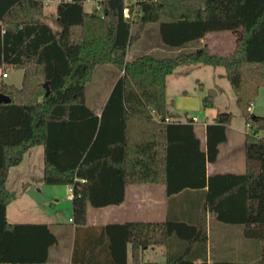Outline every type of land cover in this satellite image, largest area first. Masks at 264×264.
I'll use <instances>...</instances> for the list:
<instances>
[{
    "label": "trees",
    "instance_id": "1",
    "mask_svg": "<svg viewBox=\"0 0 264 264\" xmlns=\"http://www.w3.org/2000/svg\"><path fill=\"white\" fill-rule=\"evenodd\" d=\"M84 2L60 0L49 15L44 0H0V69L23 70L21 86L0 79V90L12 99L0 102V264H46L58 243L47 223L7 219L17 197L6 184L10 169L37 145L44 147L45 183L73 187V223L79 227L87 225L90 206L121 204L132 184H165L168 195L194 190L203 209L197 219L170 216L94 229L87 240H76L73 264H128L129 247L132 264H144V250L159 245L167 247V264H195L199 256L200 264H240L207 262L206 214L245 224L246 237L264 241V116L251 110L264 85V0H137L129 4L128 18L126 0H99L100 9L92 12ZM150 23L159 24L170 47L229 30L237 48L230 54L203 46L176 56L128 58ZM108 64L121 74L97 113L87 104V85L96 68ZM192 64L225 69L247 126L243 174H207V162L217 161L228 139L231 111H219L207 124L206 150L193 118L172 119L167 78ZM211 104L206 96L204 105Z\"/></svg>",
    "mask_w": 264,
    "mask_h": 264
},
{
    "label": "crops",
    "instance_id": "2",
    "mask_svg": "<svg viewBox=\"0 0 264 264\" xmlns=\"http://www.w3.org/2000/svg\"><path fill=\"white\" fill-rule=\"evenodd\" d=\"M58 2L59 0L56 1L57 4L55 10L49 9V5L52 2L46 6V12L49 15H53L56 13ZM231 32L233 31L208 32L202 39L190 42L181 48L174 49L173 51L168 50L165 47H158V50L161 51V53L168 52L173 53L171 56H176L182 52H190L196 50L199 47L206 46L212 52L220 54H230L237 48L236 34L234 32ZM200 66H203V64L180 65L172 74L168 76L167 102L171 80L178 83L176 84L178 86L179 81H181L184 75L189 74L190 70L199 69ZM213 68L216 69L217 67ZM224 73L225 71H218L217 74L221 78H226L224 76ZM2 75L3 71L0 79L2 78ZM8 76L9 75L4 77ZM119 76L117 77V79L119 78ZM211 85H215V88L217 90L216 95L219 94L220 91L218 88V82H212ZM113 86L108 92L107 96L104 98V102L101 108L95 109L90 106L97 113H101L102 108L113 89ZM177 89L178 91L183 90L182 93H188V90H184L183 87H178ZM168 109L170 110L172 119L175 121L186 122L189 118L194 119L195 132L197 137L200 139L201 148L203 150H206V126L208 123L214 120L219 111L216 112V114H213L214 116L211 121L199 122L196 118L189 117L188 113H186L187 120H182L176 116L175 112H172L169 106ZM246 134V123L245 126H237L232 123L228 126V139L220 145L217 161L207 162L206 167L208 175L216 173L243 174L246 172ZM34 147L30 148L27 151V153L30 154V158L33 155L32 150ZM38 152L39 150L37 151V153ZM40 153L42 155V165L40 167V170H36V172L32 171L23 173L21 175L12 176L11 170L15 167L20 166L23 163L24 159L19 165L14 166L10 169L6 184L10 190L17 192V197L7 207V219L10 223H47L51 226L52 231L58 238V243L50 248L49 258L46 264H73L72 257L76 240H87L88 234L91 233L94 229L102 228L103 226L109 224H119L125 223L127 221L138 220L164 221L170 216H175L180 219H197L199 216H203V209L201 206L200 208H198V202L195 199V197L198 196V193L196 191L191 190L189 192L185 191L180 194L168 195L166 192L165 184L149 183L129 185L126 188L124 202H122L121 204H110L99 208L90 206L88 209V223L85 227H79L78 225L73 223V210L71 211L69 217L70 223L63 222L60 220L58 215L59 209L50 206V204L48 203L49 200H47L45 197L44 188L45 186L51 185L46 184L44 181V147L40 149ZM66 186L67 188L70 187V185ZM49 192H51L54 196L58 195L56 189H51V191ZM185 198H189L191 200L188 201ZM206 217L208 231L206 260L208 263H214L217 261H232L238 262L240 264H262L261 260L264 241L246 237L244 234L245 224L222 221L217 218V216L212 212H207ZM159 246L163 247L167 264V247L164 245ZM146 250H144L143 255L145 254ZM202 261L203 257L199 256V258L195 261V264H200ZM148 263L157 264V262L155 261H149ZM128 264H132L131 247H129L128 251Z\"/></svg>",
    "mask_w": 264,
    "mask_h": 264
},
{
    "label": "rangeland",
    "instance_id": "3",
    "mask_svg": "<svg viewBox=\"0 0 264 264\" xmlns=\"http://www.w3.org/2000/svg\"><path fill=\"white\" fill-rule=\"evenodd\" d=\"M57 1V0H56ZM56 1L49 5L50 10H55ZM99 7V0H85V10L92 12ZM229 31V30H227ZM233 33V32H231ZM158 47H165L173 51L174 47L166 45L161 36L160 26L158 23H150L144 29L142 36L137 39L128 51V58H136L145 53H152L155 56H171L173 53H161ZM163 54V55H162ZM218 71H225L224 67L220 66L216 69L212 66L203 65L197 70H190L179 81L177 86L176 82L171 80L168 91V106L175 112L176 116L182 120H187L189 117L196 118L199 122L211 121L213 114L218 111H231L233 113L232 124L237 126H245V118L237 104V98L234 89L232 88L227 78L218 76ZM2 70L0 69V76ZM8 77H3L6 82L16 83L18 86L22 85L23 72L20 69H10L7 71ZM120 71L113 65H100L96 68L94 79L87 85L86 99L89 106L98 109L101 108L104 98L111 90L115 83ZM199 78V79H198ZM212 82H218L219 94L214 95L212 104L209 106L204 105L206 96H210L211 89L217 92L215 85ZM217 86V85H216ZM184 88L188 93H182L177 88ZM251 110L255 114L264 116V85L260 87L257 97L253 101ZM259 135L264 137V129L259 131ZM42 145L33 148V155L30 158L29 153L25 155L23 163L11 170V175H21L27 172H36L40 170L42 165V155L40 149ZM39 152L37 153V151ZM31 151V152H32ZM51 189H56L58 195H52ZM45 197L50 206L59 209L58 215L61 221L69 222L71 211L73 210V202L69 199L70 187L66 185H51L44 188ZM186 199V198H185ZM190 201L191 199L187 198ZM143 263L147 264L149 261H155L157 264H166V255L162 246L150 247L143 255Z\"/></svg>",
    "mask_w": 264,
    "mask_h": 264
},
{
    "label": "built area",
    "instance_id": "4",
    "mask_svg": "<svg viewBox=\"0 0 264 264\" xmlns=\"http://www.w3.org/2000/svg\"><path fill=\"white\" fill-rule=\"evenodd\" d=\"M54 0H44V3L45 5H49L51 2H53ZM60 1V0H59ZM137 0H126V3L127 5L124 7L123 9V14H124V17L128 18V17H131V13H130V6L129 4L131 3H135ZM97 9H100V4H99V7ZM8 74L7 73H3V76H7ZM253 103L251 104V107H252ZM166 121H171L170 118H167ZM70 192L71 194L69 195V199L73 200L74 198V191H73V187L70 186Z\"/></svg>",
    "mask_w": 264,
    "mask_h": 264
},
{
    "label": "water",
    "instance_id": "5",
    "mask_svg": "<svg viewBox=\"0 0 264 264\" xmlns=\"http://www.w3.org/2000/svg\"><path fill=\"white\" fill-rule=\"evenodd\" d=\"M0 87H1V80H0ZM47 93L49 92V86L47 85ZM214 95H216V91H214L213 89H211V93H210V98L212 99L214 97ZM12 99L9 95L3 93L0 90V102H10Z\"/></svg>",
    "mask_w": 264,
    "mask_h": 264
}]
</instances>
